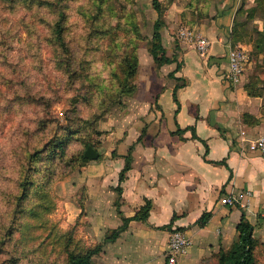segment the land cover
Listing matches in <instances>:
<instances>
[{"label":"crops","instance_id":"0c3cea01","mask_svg":"<svg viewBox=\"0 0 264 264\" xmlns=\"http://www.w3.org/2000/svg\"><path fill=\"white\" fill-rule=\"evenodd\" d=\"M239 5L221 0L215 17L195 25L211 44L206 55L172 37L182 10L156 22L164 50L158 55L175 61L159 66L152 54L139 53L125 114L103 130L99 159L67 184V227L79 222L82 243L103 246L94 264H167L174 229L192 243L177 264H219L220 252L239 239L243 215L254 227L257 264H264V155L249 149L264 138V84L251 81L250 62L240 84L226 79ZM130 152L132 166L121 181ZM226 194L243 196L244 206L223 205ZM149 204L146 221H131L116 241L106 242L124 218ZM205 214L211 218L199 227Z\"/></svg>","mask_w":264,"mask_h":264},{"label":"rangeland","instance_id":"374dc122","mask_svg":"<svg viewBox=\"0 0 264 264\" xmlns=\"http://www.w3.org/2000/svg\"><path fill=\"white\" fill-rule=\"evenodd\" d=\"M159 1L161 17L153 0H0V264H67L81 252L79 222L66 225L67 184L86 145L99 149L125 114L136 87L129 65L151 48L162 53L154 38L162 17L182 10L171 23L180 42L181 30L200 35L195 25L215 17L221 0ZM239 4L235 48L263 85L264 52L254 50L264 51V0ZM60 140L65 152L54 156ZM24 170L32 191L15 214Z\"/></svg>","mask_w":264,"mask_h":264},{"label":"trees","instance_id":"16d2710c","mask_svg":"<svg viewBox=\"0 0 264 264\" xmlns=\"http://www.w3.org/2000/svg\"><path fill=\"white\" fill-rule=\"evenodd\" d=\"M153 7L156 10V12L159 14L161 17L162 14V6L159 0H153ZM58 31L61 32V28H58ZM160 24H155L154 26V38L159 39L160 38ZM240 42L237 39L236 32H234V29L232 31V44L233 47L235 48L236 44ZM164 52V50L162 49ZM256 53H263L264 51L261 50L259 46H257L254 50ZM151 54L154 57L155 62L159 65L162 66L164 64H169L171 62H174V60H171L167 58L164 55L161 57L158 55L156 50L154 48H151ZM134 63L135 65L130 66L131 69V76L130 79H134L138 67V58H134ZM180 68V65L178 66ZM136 91V87L133 90V94ZM92 146L97 150V148L94 145L88 144L86 145L85 152L88 147ZM55 151L53 152L54 156H57L58 151H60L61 154L65 152V142L63 140H60L56 143ZM132 151V149H131ZM41 152V151H40ZM40 152H36L39 154ZM85 152L82 156V167L89 162L85 158ZM132 152L129 153V155L126 157V166L123 169L121 175H120V180L123 181L125 179L126 173L131 169L132 166ZM36 156V155H35ZM32 157L31 160L34 159ZM53 156V157H54ZM30 163V162H29ZM20 182H19V187H20V195L17 200L16 204V209H15V214H20L23 212V202L27 200L29 193L32 191V182L29 179L28 176V171L24 170L22 171V174L20 176ZM119 192H121V189H118ZM117 206L120 207V202L118 201ZM149 210H150V204L145 207L138 215H136L133 218H124V224L121 226L118 230L114 231L110 236L107 237L106 242H114L118 239L120 234L125 231L129 225V223L133 220L137 221H146L149 217ZM32 211V210H31ZM211 218V214H205L198 222L197 225L199 227H204L207 225ZM237 231L239 233V239L238 241L232 246V248L228 251L222 250L220 254L218 255V263L219 264H257V259H256V248L258 246V241L254 238L253 236V231L254 227L252 224L249 222V220L246 218L245 215L241 218V221L237 225ZM83 244V243H82ZM103 246L102 245H97L93 248H89L86 245L83 244L81 252H71L69 254L68 258V263L67 264H94L93 263V257L99 253L102 252Z\"/></svg>","mask_w":264,"mask_h":264},{"label":"built area","instance_id":"2783aa9c","mask_svg":"<svg viewBox=\"0 0 264 264\" xmlns=\"http://www.w3.org/2000/svg\"><path fill=\"white\" fill-rule=\"evenodd\" d=\"M181 41L192 43L196 46L201 55H206L211 44L208 39L201 37L195 31L181 30L178 34ZM230 62V72L226 75L227 81L231 85L241 83L244 76L249 56L245 49L231 47L228 53ZM249 149L264 155V138H260L254 143H251ZM221 203L229 207L244 206L243 196L224 195L221 197ZM261 218L264 220V211L261 213ZM190 239L180 231L174 229L170 235L169 250L166 253L167 264H177L178 257L185 254L191 247Z\"/></svg>","mask_w":264,"mask_h":264},{"label":"water","instance_id":"95a60500","mask_svg":"<svg viewBox=\"0 0 264 264\" xmlns=\"http://www.w3.org/2000/svg\"><path fill=\"white\" fill-rule=\"evenodd\" d=\"M85 158L89 161H95L99 159V153L92 146L88 147L85 152Z\"/></svg>","mask_w":264,"mask_h":264}]
</instances>
